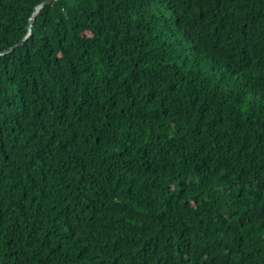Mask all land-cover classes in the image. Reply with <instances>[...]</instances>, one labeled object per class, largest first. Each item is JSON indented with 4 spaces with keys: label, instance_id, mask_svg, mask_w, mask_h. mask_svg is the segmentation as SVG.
I'll return each mask as SVG.
<instances>
[{
    "label": "trees",
    "instance_id": "1",
    "mask_svg": "<svg viewBox=\"0 0 264 264\" xmlns=\"http://www.w3.org/2000/svg\"><path fill=\"white\" fill-rule=\"evenodd\" d=\"M0 264H264V0L43 7L0 56Z\"/></svg>",
    "mask_w": 264,
    "mask_h": 264
},
{
    "label": "water",
    "instance_id": "2",
    "mask_svg": "<svg viewBox=\"0 0 264 264\" xmlns=\"http://www.w3.org/2000/svg\"><path fill=\"white\" fill-rule=\"evenodd\" d=\"M58 0H45L42 4H40L36 9H35V12L33 14V16L31 17V20H30V24H29V27H28V32L27 34L17 43H15L14 45L8 47L7 49L3 50L0 52V56H3V55H6V54H9L11 53L12 51H14L17 47L21 46L24 44V42L28 39V37L32 34V29H33V25H34V22L36 21V18H37V15L38 13L40 12V10L45 7L46 5L50 4V3H53V2H56Z\"/></svg>",
    "mask_w": 264,
    "mask_h": 264
}]
</instances>
